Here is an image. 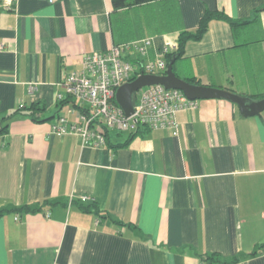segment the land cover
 Here are the masks:
<instances>
[{
  "label": "crops",
  "instance_id": "obj_1",
  "mask_svg": "<svg viewBox=\"0 0 264 264\" xmlns=\"http://www.w3.org/2000/svg\"><path fill=\"white\" fill-rule=\"evenodd\" d=\"M207 12L241 24L210 21L174 71L194 85L264 98V0H158L119 11L112 0H16L0 8V210L42 205L0 217V264H219L214 254L264 264V111L243 117L236 103L198 100L178 113L177 130L110 131L101 149L52 133L59 116L76 119L69 111L78 103L61 84L82 71L83 54L143 38L179 44ZM34 105L44 121L29 116Z\"/></svg>",
  "mask_w": 264,
  "mask_h": 264
},
{
  "label": "built area",
  "instance_id": "obj_2",
  "mask_svg": "<svg viewBox=\"0 0 264 264\" xmlns=\"http://www.w3.org/2000/svg\"><path fill=\"white\" fill-rule=\"evenodd\" d=\"M15 1L0 0V8L11 9ZM40 1L52 4L57 0ZM178 50L177 43H164L158 48L155 38H143L114 45L107 51L83 54L82 71L69 74L61 84L66 97L78 103V112L69 111L76 119L71 122L65 115L59 116L52 133L72 134L81 138L84 146L101 149L107 146L110 131L177 130L178 113L196 108L198 100L189 99L181 90L148 86L139 91L142 94L139 101H135V113L127 117L116 101V93L122 85L143 74L165 75L169 56ZM36 90V86L29 87L30 94ZM57 98L65 100L63 94ZM23 108L24 104H20V109ZM81 199L91 201L88 196Z\"/></svg>",
  "mask_w": 264,
  "mask_h": 264
},
{
  "label": "water",
  "instance_id": "obj_3",
  "mask_svg": "<svg viewBox=\"0 0 264 264\" xmlns=\"http://www.w3.org/2000/svg\"><path fill=\"white\" fill-rule=\"evenodd\" d=\"M176 59L170 60L165 75L143 74L135 80L122 85L116 93V101L127 117L135 113L137 93L145 87L162 85L167 89L181 90L191 100L225 99L236 103L243 117L260 116L264 111V98L255 100L240 96L228 89H219L203 85H194L180 78L174 71Z\"/></svg>",
  "mask_w": 264,
  "mask_h": 264
},
{
  "label": "trees",
  "instance_id": "obj_4",
  "mask_svg": "<svg viewBox=\"0 0 264 264\" xmlns=\"http://www.w3.org/2000/svg\"><path fill=\"white\" fill-rule=\"evenodd\" d=\"M153 1H158V0H112V3H113L114 10L119 11V10L126 9L132 6L142 5V4H146L149 2H153ZM215 18L226 20L234 26L241 24V23L231 20L229 17H227L224 14L216 13V12H207L200 22L199 29L195 33L184 32L181 34L180 39H179V44H178L179 50L175 54L169 56V62L173 58L177 59L184 52L185 45L190 39L200 40L203 37L204 33L207 31L208 24L210 23V21H212ZM174 67H175V64H174ZM188 81L193 84V81L191 80H188ZM38 111H42V109L35 105L32 106L31 108H28L29 116L32 117L33 120L44 121V120H40L37 117ZM6 131H7V127H3L0 129V134L5 133ZM44 203H45L44 205L48 203L56 204L54 202H48V201H45ZM41 206L42 205L38 204V205H24L21 207H8V208L0 210V217L6 213H11V212L36 213L41 210L42 208ZM80 207L86 213L94 212L98 214V211L96 210V206L94 204H88V205L81 204ZM260 249L264 251V245L260 246ZM254 255H257V252H253L251 254V256H254ZM214 257H216L215 254L209 256V260H215L219 264L236 263L239 261V259H235L231 262H227V261H221L219 258L215 259Z\"/></svg>",
  "mask_w": 264,
  "mask_h": 264
},
{
  "label": "rangeland",
  "instance_id": "obj_5",
  "mask_svg": "<svg viewBox=\"0 0 264 264\" xmlns=\"http://www.w3.org/2000/svg\"><path fill=\"white\" fill-rule=\"evenodd\" d=\"M141 94H142V92H138L137 95H136V99H138V101L141 98Z\"/></svg>",
  "mask_w": 264,
  "mask_h": 264
}]
</instances>
